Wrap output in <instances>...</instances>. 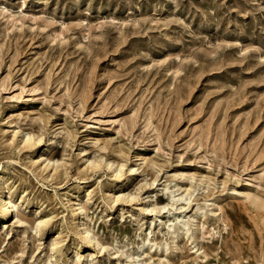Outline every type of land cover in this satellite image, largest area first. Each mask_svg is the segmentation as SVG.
<instances>
[{
  "label": "rangeland",
  "instance_id": "rangeland-1",
  "mask_svg": "<svg viewBox=\"0 0 264 264\" xmlns=\"http://www.w3.org/2000/svg\"><path fill=\"white\" fill-rule=\"evenodd\" d=\"M4 194L0 264H264V0H0Z\"/></svg>",
  "mask_w": 264,
  "mask_h": 264
},
{
  "label": "bare ground",
  "instance_id": "bare-ground-1",
  "mask_svg": "<svg viewBox=\"0 0 264 264\" xmlns=\"http://www.w3.org/2000/svg\"><path fill=\"white\" fill-rule=\"evenodd\" d=\"M118 172H119V170L116 173H118ZM12 198H13V196L11 194H4L3 198L0 201V210L2 212L0 214V222L1 223L5 222L7 219H9L13 215V212L15 213L17 222L18 223H23V221H21L19 219V216H21V214L19 213L21 205L13 204ZM262 208H264L263 205H262ZM35 214H36L35 216L38 215V211L37 210L35 211ZM36 221L37 222H36L35 231L37 233V231L40 232L41 226H43L45 223L42 220H40V219H38ZM80 226H82V229L85 230L84 223L81 222ZM85 239L88 242L90 247L96 246L99 243V241L96 240V237H95L94 234L86 235ZM53 245H56V243H54ZM100 248H102V245L100 246ZM75 253H77V251L75 249H71V250L66 251V253H65L66 256H64V258L62 259L64 261V263H66V264H75L71 260L72 256H74ZM44 263L53 264L52 261L50 260V258H47L46 261H44ZM141 264H145V263L142 262Z\"/></svg>",
  "mask_w": 264,
  "mask_h": 264
}]
</instances>
